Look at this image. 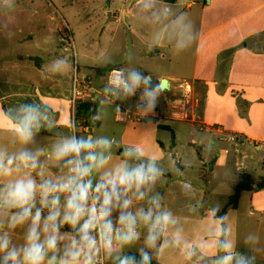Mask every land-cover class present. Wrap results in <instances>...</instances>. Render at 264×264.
Returning a JSON list of instances; mask_svg holds the SVG:
<instances>
[{"label":"crops","instance_id":"1","mask_svg":"<svg viewBox=\"0 0 264 264\" xmlns=\"http://www.w3.org/2000/svg\"><path fill=\"white\" fill-rule=\"evenodd\" d=\"M159 3L163 9H169V19L164 25L166 34L156 42H147L144 53L168 67L157 75L145 73L144 76L155 80L153 85L166 79L168 89L159 97L164 101L158 98L154 111L150 112L138 107L139 92L125 99L107 98V72L102 76L96 70L111 65L126 73L120 65H86L85 60L93 57L86 54L88 51H81L77 59L72 56L70 68L67 59L71 54L61 48L58 33L60 25L73 38L64 16L59 15L61 19L53 24V16L40 17L34 13L31 16L38 21L37 26L33 24L24 31L9 24V30L0 31V52L4 54L0 57V151L16 154L23 149L33 152L39 149L42 150L39 160H48V154L61 137L72 134L94 137L97 128L90 124L99 125L103 116L100 110L114 104L115 119L118 112L128 114L125 120H120L124 124L122 145L140 147L145 154L144 162L154 157L162 173L148 196L159 194L163 208L172 212L182 234L181 246L168 249L160 257L145 249L153 256L152 260L158 264H214L224 254L216 242L226 238L233 243L234 251L251 258L252 264H264V220L259 217L264 214V204H255V196L264 190L242 192L238 206L228 208L219 217L233 189L222 195L221 204L215 201V205H210L218 195L209 179L211 176L216 179V163L228 160L229 142L236 153L238 147H244L241 160L235 158L237 170L242 168V172L251 174L244 160L253 159L259 171L264 172V0H209L208 3L177 0L172 4L156 0ZM180 15L189 25L183 38L175 34L171 25ZM50 35L56 36L55 45L50 44ZM29 42L34 43L32 52L28 50ZM56 61L64 62L62 71H53ZM74 79L80 89L88 85L93 100L83 98L72 103ZM25 103L38 105L47 125L27 145L21 144L16 135L17 109ZM91 103L94 114L88 106ZM182 142L196 146L198 160L179 159L177 146ZM250 146L255 149L253 153ZM48 165L47 173L57 175L54 164L48 160ZM238 172L235 185L241 173ZM194 175L197 181L192 179ZM261 176L264 174L253 177ZM186 179L198 187L190 188L184 182ZM244 197L246 206L242 205ZM137 207H147L146 201L134 204L133 210ZM117 216L118 212H113L114 220ZM66 229L72 233L70 227ZM140 232V240L125 247L132 251L122 249L117 255L139 254L144 247L146 229L141 228ZM105 264H115V258L105 259Z\"/></svg>","mask_w":264,"mask_h":264},{"label":"clouds","instance_id":"2","mask_svg":"<svg viewBox=\"0 0 264 264\" xmlns=\"http://www.w3.org/2000/svg\"><path fill=\"white\" fill-rule=\"evenodd\" d=\"M155 4L156 0H137L144 10ZM168 12L163 9L160 15L166 17ZM184 20L180 15L171 22L179 38L189 28ZM63 63L54 62L53 71H62ZM164 91L159 81L153 85L150 77L135 70L127 75L113 70L105 89L115 99L139 92L138 107L145 112L154 111ZM17 113L16 135L21 144L31 143L36 133L47 128L38 105L22 104ZM112 144L107 138L91 135L61 137L47 157L58 169L55 176L46 175L39 160L42 150L0 151V264H103L113 257L115 264H151L153 256L145 249L160 257L181 246L176 218L163 208L159 194L148 196L162 174L155 158L144 162L143 150L130 147L112 163ZM141 201H146L147 207L133 210ZM113 212H118L115 220ZM25 225L24 243L17 246L10 231ZM65 225L72 229L68 236L61 234ZM141 228L146 229V235L139 259L132 254L117 255L140 240ZM216 244L224 254L214 264H252L251 258L234 251L231 240Z\"/></svg>","mask_w":264,"mask_h":264},{"label":"rangeland","instance_id":"3","mask_svg":"<svg viewBox=\"0 0 264 264\" xmlns=\"http://www.w3.org/2000/svg\"><path fill=\"white\" fill-rule=\"evenodd\" d=\"M131 4L132 0L129 2L127 0H110L109 6H107L106 0H0V31L9 30L7 28L9 24L21 27L24 31L30 29L33 24L37 26L38 21L31 16L34 13L40 17L44 16L48 18L53 16L55 18L53 24L56 23L57 19H61L59 16L61 15L66 18L73 33V38L70 36V45L63 42V40L60 42L61 48L64 51H66V47L71 48V44L73 45V52L68 51L71 54V58L67 59L70 68L73 65V55L77 59L81 51H88L86 54L93 57V59L85 60L84 63L86 65L103 67L109 63H114L120 65L126 71V75L132 70L138 73L142 72L143 76L145 73L157 75L160 71L164 70V67L167 68L168 65L156 57L152 58L149 53H144V50L146 49L147 42H156L160 36L166 34L164 25L169 19V15L166 17L160 15V12L163 10V5L160 3L159 5L155 4V7L151 10H144L137 5V2L133 5ZM158 16L160 18H157ZM48 39L51 45H55L57 42V38L54 35H50ZM33 44V42L28 43V46H30L28 50L30 52L34 51ZM1 46L2 44H0V48ZM150 50L152 51V49ZM3 55L0 52V57ZM159 99L160 102L164 101L163 97ZM111 110H113L112 113ZM114 110V104L110 107H105L103 110L101 109L102 113L100 115H103L101 123L99 125L98 123L90 124V127L97 128L94 137L107 138L113 142L110 150L112 163L120 160L124 150L131 147L122 145L124 124L121 123L122 121L115 119ZM188 143L182 142L181 145L177 146L179 159L188 160V162L198 160L196 146ZM232 145V142L226 144V156L228 160L216 163V179H213L212 176L209 178L212 180V185L218 195L214 201H210V205H215V201L216 204H221L222 195L231 193L237 180L238 171L242 172V168L237 170L235 166L237 160L235 158L237 157L241 160V153L244 147H238L236 153ZM249 149L251 153L255 151L253 146H250ZM40 163L45 168L49 166L48 160H45V158L40 160ZM244 164L248 169H251L253 176L258 177V175L264 174V172L259 171L260 168L257 165H254L255 161L253 159L244 160ZM50 171L57 173V170ZM46 175L51 176L47 171ZM190 179H186L184 182L190 188L196 189L198 185ZM192 179L197 181V176L194 175ZM63 200L64 198L61 197L62 204ZM246 202L247 198L244 197L242 205L246 206ZM255 204L257 206L264 204V192L255 196ZM37 206H39L38 202ZM259 217L264 220V214ZM66 227L69 226L65 225L61 229V234L64 236L71 234L67 231ZM26 229L27 225L10 231L13 244L19 246L24 243ZM66 242L67 240L62 241V243ZM126 251L132 250L125 249Z\"/></svg>","mask_w":264,"mask_h":264},{"label":"trees","instance_id":"4","mask_svg":"<svg viewBox=\"0 0 264 264\" xmlns=\"http://www.w3.org/2000/svg\"><path fill=\"white\" fill-rule=\"evenodd\" d=\"M161 1L168 4L177 2V0H161ZM58 33L63 41L69 40L70 32L65 27L58 25ZM112 68L113 66L109 65L105 68L97 69L96 74L103 76L106 72H108ZM155 82H156L155 80L152 81V83ZM88 106L92 108L91 112L92 114H94L93 103L88 104ZM263 168H264V162H263ZM261 190H264V176L254 179V177L251 174L247 172H241L239 174V180L233 188L232 194L228 196L227 201L225 202L226 204L222 208L220 213H218V216L222 217L228 208L235 209L238 206V202L242 192H259ZM128 254L135 255L137 259H139V254H133V253H128ZM151 264H158V263L152 260Z\"/></svg>","mask_w":264,"mask_h":264},{"label":"built area","instance_id":"5","mask_svg":"<svg viewBox=\"0 0 264 264\" xmlns=\"http://www.w3.org/2000/svg\"><path fill=\"white\" fill-rule=\"evenodd\" d=\"M70 38H69V40H66V41L64 40L63 42L68 43L70 45V43H69V41L71 42ZM72 47H73V45L71 44V48L70 47H66L65 50L69 51V52L70 51L73 52V48ZM113 70H120V69L119 68H112L105 74L106 82H107V86L108 87H109L110 74L113 72ZM88 91H89L88 85H85V86L83 85L82 89H80L77 80L74 79V81H73V89H72V94H71L72 103H76L78 100L83 99V98H89L90 100H93L94 98H93L92 94H90ZM106 94H107V98H109L110 100L113 99V96L110 93H106ZM118 109H120V108L118 107ZM126 117H128V114H126V113L118 112L117 115H116V119L118 121L119 120H125ZM231 140H234V138H231ZM103 264H105V260H104Z\"/></svg>","mask_w":264,"mask_h":264},{"label":"water","instance_id":"6","mask_svg":"<svg viewBox=\"0 0 264 264\" xmlns=\"http://www.w3.org/2000/svg\"><path fill=\"white\" fill-rule=\"evenodd\" d=\"M137 0H133V4L136 2ZM206 2L208 3L209 0H206ZM106 4L107 6L110 5V0H106ZM160 83H161V87L164 89V90H167L168 89V84H167V80L166 79H162L160 80Z\"/></svg>","mask_w":264,"mask_h":264}]
</instances>
